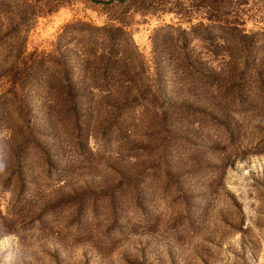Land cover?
I'll return each instance as SVG.
<instances>
[{
  "label": "rangeland",
  "instance_id": "1",
  "mask_svg": "<svg viewBox=\"0 0 264 264\" xmlns=\"http://www.w3.org/2000/svg\"><path fill=\"white\" fill-rule=\"evenodd\" d=\"M0 264H264V0H0Z\"/></svg>",
  "mask_w": 264,
  "mask_h": 264
}]
</instances>
